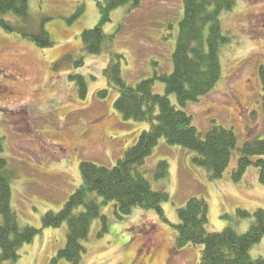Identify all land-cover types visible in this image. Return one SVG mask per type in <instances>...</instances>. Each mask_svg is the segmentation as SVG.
<instances>
[{
	"label": "rangeland",
	"instance_id": "obj_1",
	"mask_svg": "<svg viewBox=\"0 0 264 264\" xmlns=\"http://www.w3.org/2000/svg\"><path fill=\"white\" fill-rule=\"evenodd\" d=\"M96 1L29 0L32 20L42 22L53 41L47 48L0 27V138L12 173L10 203L21 224L39 230L15 262L4 264H70L54 259L65 244L66 223L45 228L42 216L59 211L80 184L81 162L114 166L148 127L146 122L120 116L113 107L114 88H108L106 98L98 96V90L108 87L102 74L109 61L107 52H82V63L66 60L52 69L51 64L64 55L81 54L79 34L99 18ZM182 12V0H140L137 8L126 3L111 11L103 30L114 37L110 51L121 54V75L127 84L153 77L155 71L171 72ZM220 24L229 37L219 47L220 78L208 94L184 108L199 132L214 121L231 128L239 146L263 135L258 68L264 66V0H234L231 10L221 12ZM70 73L86 78L83 98ZM152 87L154 93H165L159 80ZM168 96L176 105L175 95ZM195 155L160 138L142 169L152 189L169 193V200L162 203L168 222L154 210L138 207L118 218L113 202L101 204L106 230L101 232L100 219L92 221L79 264H200L202 246L179 249L174 245L177 209L190 197L206 201L210 232L228 224L222 215L234 217L237 209L264 208V184L257 167L250 165L240 180L232 179L237 149L217 179H210L206 168L193 163ZM159 160L169 164L163 179L154 178ZM251 223L252 218L240 219L235 228L244 232ZM250 256L264 257V237L252 245Z\"/></svg>",
	"mask_w": 264,
	"mask_h": 264
},
{
	"label": "trees",
	"instance_id": "obj_2",
	"mask_svg": "<svg viewBox=\"0 0 264 264\" xmlns=\"http://www.w3.org/2000/svg\"><path fill=\"white\" fill-rule=\"evenodd\" d=\"M140 0H98L97 23L79 34L81 54L77 57L64 55L54 61L52 69L66 60L77 65L83 54L107 52L109 61L102 74L108 87L97 91L106 98L109 87L117 90L114 109L124 120L146 122L136 141L129 146L112 167H104L83 161L79 165L81 181L69 195L59 211H48L42 216V227H58L66 223V240L54 259L61 258L70 264H79L93 220L102 222L101 232L106 230V219L100 213V205L113 202L115 216L122 218L133 208L154 210L160 220L168 222L162 203L169 200L164 189L154 190L143 176L145 160L153 152L158 140L163 138L169 145H178L192 150L196 155L194 164L206 168L210 179L221 177L228 166L232 153L237 149L235 166L231 171L233 180H240L246 168H258L259 181L264 184V66L258 68L261 84V111L263 135L244 140L239 146L231 128L211 122L204 132H199L192 123V116L185 111L188 103L199 100L210 92L221 75L219 47L228 42L220 24L222 11L231 10L234 0H182V17L178 23L174 50L171 55L172 70L154 72L153 77L142 79L134 85L127 84L121 75V54L110 51L114 43L112 34L103 26L110 21V13L120 5L129 3L137 8ZM0 27L14 32L34 43L39 48L53 45L43 23H35L29 13V0H0ZM69 57V58H68ZM80 98L88 89L86 78L70 73ZM154 80L164 83L165 93L153 91ZM169 94L175 95L176 105ZM169 164L159 160L153 170L155 179L168 176ZM12 173L3 157L0 138V264L13 263L20 257V250L30 243L38 229L19 222L11 200ZM101 201H97V198ZM178 222L174 227V245L182 249L200 245V264H264V257L252 258L250 249L264 237V208L253 212L237 209L234 217L222 215L228 224L217 232L206 229L208 206L200 197H190L184 206L177 209ZM252 218L246 231L239 232L237 220Z\"/></svg>",
	"mask_w": 264,
	"mask_h": 264
},
{
	"label": "bare ground",
	"instance_id": "obj_3",
	"mask_svg": "<svg viewBox=\"0 0 264 264\" xmlns=\"http://www.w3.org/2000/svg\"><path fill=\"white\" fill-rule=\"evenodd\" d=\"M139 238L136 239V241H138ZM136 244V242L134 243V245Z\"/></svg>",
	"mask_w": 264,
	"mask_h": 264
}]
</instances>
